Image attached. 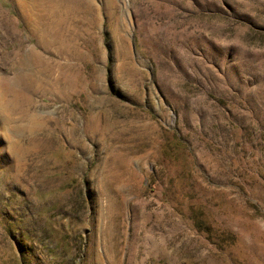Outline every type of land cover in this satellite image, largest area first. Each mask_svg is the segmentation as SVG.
Wrapping results in <instances>:
<instances>
[{"label":"rangeland","instance_id":"obj_1","mask_svg":"<svg viewBox=\"0 0 264 264\" xmlns=\"http://www.w3.org/2000/svg\"><path fill=\"white\" fill-rule=\"evenodd\" d=\"M24 1L0 0V264H264V0H52L42 43Z\"/></svg>","mask_w":264,"mask_h":264},{"label":"bare ground","instance_id":"obj_2","mask_svg":"<svg viewBox=\"0 0 264 264\" xmlns=\"http://www.w3.org/2000/svg\"><path fill=\"white\" fill-rule=\"evenodd\" d=\"M56 5L57 2L52 0H25L20 5V8H23L21 11L22 18L29 24L31 32L36 35L39 43H42L44 36L56 34V21L51 20L53 16L57 15H55ZM62 21L61 19L60 22ZM0 83L2 87H6V81Z\"/></svg>","mask_w":264,"mask_h":264}]
</instances>
